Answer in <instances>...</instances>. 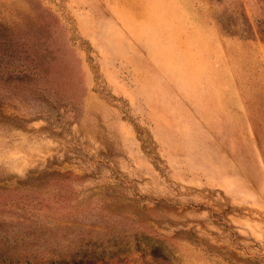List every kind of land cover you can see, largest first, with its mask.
Wrapping results in <instances>:
<instances>
[{"label": "rangeland", "instance_id": "1", "mask_svg": "<svg viewBox=\"0 0 264 264\" xmlns=\"http://www.w3.org/2000/svg\"><path fill=\"white\" fill-rule=\"evenodd\" d=\"M0 264H264V0H0Z\"/></svg>", "mask_w": 264, "mask_h": 264}, {"label": "trees", "instance_id": "2", "mask_svg": "<svg viewBox=\"0 0 264 264\" xmlns=\"http://www.w3.org/2000/svg\"><path fill=\"white\" fill-rule=\"evenodd\" d=\"M10 35H8V29L0 24V76L10 78L12 72H8L1 68L2 64H7L9 58L12 56L8 53L10 49Z\"/></svg>", "mask_w": 264, "mask_h": 264}]
</instances>
